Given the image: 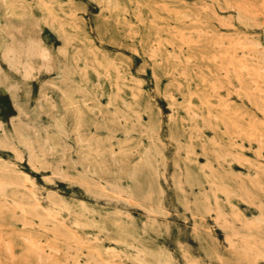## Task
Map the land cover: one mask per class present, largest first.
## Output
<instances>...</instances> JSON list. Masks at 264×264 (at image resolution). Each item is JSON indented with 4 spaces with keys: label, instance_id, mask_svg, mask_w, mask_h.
Listing matches in <instances>:
<instances>
[{
    "label": "rangeland",
    "instance_id": "obj_1",
    "mask_svg": "<svg viewBox=\"0 0 264 264\" xmlns=\"http://www.w3.org/2000/svg\"><path fill=\"white\" fill-rule=\"evenodd\" d=\"M0 148V264H264V0H0Z\"/></svg>",
    "mask_w": 264,
    "mask_h": 264
},
{
    "label": "bare ground",
    "instance_id": "obj_2",
    "mask_svg": "<svg viewBox=\"0 0 264 264\" xmlns=\"http://www.w3.org/2000/svg\"><path fill=\"white\" fill-rule=\"evenodd\" d=\"M48 41V40H47ZM49 43V42H48ZM49 46V45H48ZM7 70H9V69H7ZM15 74V73H14ZM17 75V74H16ZM46 76V75H45ZM31 80V79H30ZM20 82H21V80H20ZM34 83V82H33ZM32 83V84H33ZM20 84V83H19ZM26 87V86H25ZM34 87V86H33ZM34 89H36V88H34ZM5 96H6V94H5ZM8 97V96H7ZM8 100V99H7ZM10 102V101H9ZM8 102V103H9ZM12 107V106H11ZM52 110V109H51ZM15 111V110H14ZM162 116V115H161ZM145 118V117H144ZM9 121V120H8ZM50 121V120H49ZM53 126V125H52ZM9 127V126H8ZM2 136V135H1ZM194 139V138H193ZM197 139V138H196ZM87 140V139H86ZM24 142V141H23ZM26 142V141H25ZM28 142V141H27ZM58 142V141H57ZM60 142V141H59ZM16 145H17V142H16ZM19 147V146H18ZM115 148V147H114ZM1 149V148H0ZM71 151V150H70ZM33 154V153H32ZM38 154H40V153H38ZM12 155H13V153H12ZM2 159V158H1ZM11 159V158H10ZM19 159V158H18ZM40 159V158H39ZM12 160H14V158L12 159ZM16 160V159H15ZM27 160H28V158H27ZM17 161H19V160H17ZM12 163V162H11ZM13 164V163H12ZM17 167V166H16ZM30 167V166H29ZM38 167V166H37ZM77 167V166H76ZM39 170V169H38ZM21 171V170H20ZM173 172V171H172ZM25 173H27V172H25ZM26 176V175H25ZM28 176H30V175H28ZM48 177V176H47ZM46 177V178H47ZM26 179V178H25ZM51 180V179H50ZM28 181V180H27ZM32 182V181H31ZM30 182V183H31ZM101 182V181H100ZM162 182V181H161ZM2 184V183H1ZM26 184V183H25ZM163 184V183H162ZM8 185V184H7ZM14 185V184H13ZM32 185H34L33 183H32ZM31 185V186H32ZM93 185V184H92ZM36 186V185H35ZM36 188V187H35ZM40 191H42V190H40ZM42 193V192H41ZM88 193V192H87ZM123 195V194H122ZM116 204H118V203H116ZM118 206V205H117ZM40 207V206H39ZM53 210V209H52ZM55 211V210H54ZM187 212V211H186ZM51 213V212H50ZM155 216V215H154ZM161 216V215H160ZM157 217V216H156ZM164 218V217H163ZM160 219V218H159ZM162 220V219H161ZM173 251V250H172ZM103 253V252H102ZM171 253V252H170ZM140 254V253H139Z\"/></svg>",
    "mask_w": 264,
    "mask_h": 264
}]
</instances>
